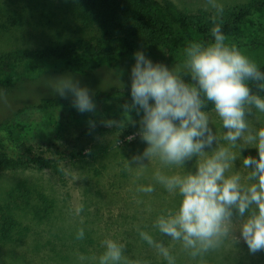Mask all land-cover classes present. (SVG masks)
Listing matches in <instances>:
<instances>
[{
  "label": "rangeland",
  "instance_id": "obj_1",
  "mask_svg": "<svg viewBox=\"0 0 264 264\" xmlns=\"http://www.w3.org/2000/svg\"><path fill=\"white\" fill-rule=\"evenodd\" d=\"M72 1L0 0V56L15 48L35 50L58 40L66 42L88 35H100L96 19L91 26L86 25L81 18L72 19L69 8ZM170 1L182 13L199 17L203 22L213 21V18L228 13V10L253 0H216L223 8L220 14H217L208 0ZM241 52L256 64L264 63V48H245ZM111 75L103 71L89 77L52 74L36 80L20 81L11 90H0V122L11 119L14 111L37 103L44 96L72 100L70 93L61 97L55 92L56 80L66 76L71 77L80 87L87 88L90 95L131 83L128 69H116ZM94 104L95 110L88 113L107 107V104L99 102ZM207 112L211 126L219 135V121L215 113L212 110ZM53 115L62 123L63 128L59 149L61 155L45 154L52 160L50 166L15 169L0 167V217L5 208H10L17 217L23 219L19 222L26 225V235L22 236L15 252L11 253L17 257L19 255L17 264H56V255L78 253L80 247L72 239L75 237L59 235L58 226L66 228L71 225L77 230L83 229L84 240L88 242L85 245L87 250L96 253L102 248L101 241L104 239H112L124 245L135 235L130 231L131 225L143 218H152L154 222L159 215L177 207L179 196L166 191L156 182L153 174L157 170L165 174L194 171L195 158L185 162V169L165 167L157 160L144 161L147 164L142 170L129 169L127 161H131L134 154L142 152L146 147L139 136L129 143L126 140L129 135L122 127H108L99 119L91 121L95 125L92 127L88 120L72 119L63 108H57ZM45 117L44 112L34 108L19 114L16 121L24 124L25 129L17 135L16 141L32 144L36 134L42 139L43 133L51 129L43 126ZM248 119L254 127L264 126V113L255 109H252ZM12 149L11 145L5 144L3 138H0V151L9 159L17 157V152ZM241 155L256 157L257 153L255 149H245ZM131 166L135 167L136 164L132 163ZM234 170L246 174L240 160L234 163ZM147 185H152L154 191L143 193L137 190ZM81 205L83 210L77 213ZM35 209L37 215L34 216L32 213ZM45 209H49V216L40 218L38 214L45 215ZM234 235L239 236L238 233ZM66 245L69 251L65 252ZM0 247L3 248L1 244ZM50 247L55 249L50 250ZM60 247L64 249L57 253L56 249ZM217 249H221L223 257L228 255L231 260L235 257L237 261L245 260L242 264H248L249 258L251 264H264V251L250 253L242 240L234 243L231 236L224 238ZM5 250L2 252L6 253ZM52 258L56 259L52 261ZM4 260L8 258L4 257Z\"/></svg>",
  "mask_w": 264,
  "mask_h": 264
},
{
  "label": "clouds",
  "instance_id": "obj_2",
  "mask_svg": "<svg viewBox=\"0 0 264 264\" xmlns=\"http://www.w3.org/2000/svg\"><path fill=\"white\" fill-rule=\"evenodd\" d=\"M208 3L217 14L223 12L216 0ZM210 35L206 44L190 42L176 67L154 63L145 52L136 51L130 69L131 104L122 105L121 121L108 120L105 125L124 128L130 122L128 113L135 110L140 116L138 122H132L138 125V132L126 140L131 143L139 136L146 147L127 161L129 169L142 170L149 160L185 169V162L195 158L194 171L165 174L157 170L153 174L158 184L180 198L175 209L155 219L153 227L159 233L179 241L192 257L218 248L229 236L234 243L242 240L254 254L264 251V126H252L248 117L252 109L264 113V96L250 86L264 91V70L225 43L215 18ZM55 92L61 97L70 93L72 105L80 113L96 108L89 90L71 77L56 80ZM209 105L219 121V135L205 111ZM245 149H255L257 156L242 157ZM238 160L246 174L234 170ZM137 190L151 193L154 187ZM82 210L81 205L77 213ZM84 236L83 229L77 230V240ZM139 236L167 264H175L169 249L151 234L140 231ZM101 246L96 264H141L124 256L121 243L104 239ZM78 258L86 259L83 255Z\"/></svg>",
  "mask_w": 264,
  "mask_h": 264
},
{
  "label": "trees",
  "instance_id": "obj_3",
  "mask_svg": "<svg viewBox=\"0 0 264 264\" xmlns=\"http://www.w3.org/2000/svg\"><path fill=\"white\" fill-rule=\"evenodd\" d=\"M69 8L72 19L81 18L86 25L91 26L96 19L100 35H88L66 42H58L60 41L58 40L56 43L35 50L15 48L7 51L0 56L1 91L11 90L20 81L36 80L43 75L70 74L89 77L102 71L108 75L116 69L130 71L135 62L133 54L136 51L145 52L154 63L173 66L182 63L183 51L190 42L206 44L212 39L210 30L213 21L202 22L199 17L186 15L170 0H74L70 2ZM228 11L222 17L215 19V23L221 26L226 36L225 43L235 46L240 51L245 48L251 50L264 48V0H253ZM257 65L264 70V63ZM250 86L254 93L264 96V91H259L254 85ZM129 93L130 84L91 94L93 102L107 104L103 110L91 114L78 112L73 107L71 99L53 96H44L35 104L17 109L11 119L0 122V138H3L5 144L11 145L12 150L17 152V157L9 159L0 151V167L15 169L50 166L52 160L45 154L61 155L59 149L63 125L53 115L57 108L65 109L74 120L99 119L104 123L108 120L119 122L124 112L122 105L131 104ZM30 108L44 112L46 117L43 126L51 129L48 134L43 133L42 139L36 134L37 137L32 144L17 142L16 137L24 131L25 125L17 122L16 117ZM209 110L211 105L205 109V111ZM128 115L130 122L124 128L123 125L121 127L126 134L132 135L139 130L138 125L132 122H138L140 116L135 110ZM77 156L83 157L81 154ZM44 203L46 204V201ZM12 210L5 208L0 217V244L3 246L0 250L7 249L6 253L2 250L0 252V264L19 262V255L17 257L11 253L15 252L22 236L26 235V225L20 223L23 219L17 217ZM44 212L45 215L38 214L40 218L49 216V209H45ZM32 214L37 215L36 209ZM153 224L152 218H143L137 224L131 225L130 231L135 235L124 243V256L129 261H141V264H167L156 248L140 238V231L148 232L155 241L167 247L175 258V264H242L245 261L241 262V259L237 261L236 257L231 260L228 255L223 257L221 249L217 248L192 257L189 250L184 249L179 241H173L170 237L162 235ZM58 227V234L64 237H75L78 229L71 225L66 228ZM72 239H75L73 242L77 241L75 244L79 245L80 251L56 255L58 259L56 264H96L95 258L102 253L103 248L96 251V254L87 250L85 245L88 242L84 239ZM52 249L55 248L50 247V250ZM63 249L60 247L56 251L61 253ZM67 250L69 251L68 245L65 246V252ZM77 255H83L86 259L81 261ZM4 257L8 260L5 261ZM55 259L52 258V261ZM251 263L249 258L248 264Z\"/></svg>",
  "mask_w": 264,
  "mask_h": 264
}]
</instances>
